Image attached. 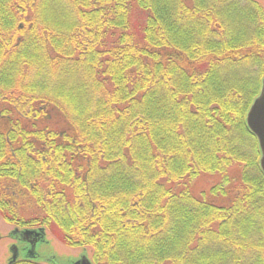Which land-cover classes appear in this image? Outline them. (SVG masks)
I'll return each mask as SVG.
<instances>
[{"label": "trees", "instance_id": "1", "mask_svg": "<svg viewBox=\"0 0 264 264\" xmlns=\"http://www.w3.org/2000/svg\"><path fill=\"white\" fill-rule=\"evenodd\" d=\"M263 76L256 0H0V218L93 264H264Z\"/></svg>", "mask_w": 264, "mask_h": 264}, {"label": "water", "instance_id": "2", "mask_svg": "<svg viewBox=\"0 0 264 264\" xmlns=\"http://www.w3.org/2000/svg\"><path fill=\"white\" fill-rule=\"evenodd\" d=\"M245 125L247 130L256 140L259 151L258 165L264 175V76L260 80L258 93L253 98L245 114ZM9 235L11 238L16 240L18 244H12L10 246L11 256L8 263L15 262L19 258L21 250L24 252L21 258H30L35 260L37 257V253L35 251L36 244L46 241V233L44 229L19 230L14 228ZM51 259L52 261L48 260L46 263L58 264L55 259ZM71 264L93 263L88 257L86 249H83L77 260L73 261Z\"/></svg>", "mask_w": 264, "mask_h": 264}, {"label": "rangeland", "instance_id": "3", "mask_svg": "<svg viewBox=\"0 0 264 264\" xmlns=\"http://www.w3.org/2000/svg\"><path fill=\"white\" fill-rule=\"evenodd\" d=\"M260 6L264 9V0H256ZM217 181L216 177L207 176L201 178L197 184V188L208 189ZM14 226L6 223L0 218V264H6L10 258V246L12 244L17 245V242L10 238L9 233L13 230ZM35 251L37 257L36 262L46 263L52 261L51 258L55 259L58 264H71L77 260L80 255V248H72L64 245L59 241L53 234L46 230V241L36 244ZM90 256V250H87ZM23 250L20 251V256H23Z\"/></svg>", "mask_w": 264, "mask_h": 264}]
</instances>
